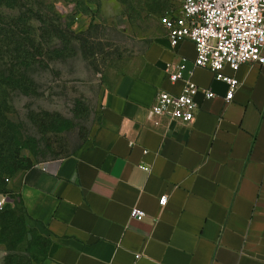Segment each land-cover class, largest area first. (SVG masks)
Segmentation results:
<instances>
[{"label": "crops", "instance_id": "crops-1", "mask_svg": "<svg viewBox=\"0 0 264 264\" xmlns=\"http://www.w3.org/2000/svg\"><path fill=\"white\" fill-rule=\"evenodd\" d=\"M195 58L191 42L173 49L165 31L105 93L77 154L12 178L28 226L48 242L40 264H264V65L227 69L240 86L226 103L228 86L194 69ZM184 61L185 75L193 70L192 81L217 96L198 95L192 125L155 127L156 95L182 88L165 65Z\"/></svg>", "mask_w": 264, "mask_h": 264}, {"label": "rangeland", "instance_id": "rangeland-1", "mask_svg": "<svg viewBox=\"0 0 264 264\" xmlns=\"http://www.w3.org/2000/svg\"><path fill=\"white\" fill-rule=\"evenodd\" d=\"M140 1L143 5L148 0ZM151 1L157 3L155 12L140 10L135 16L121 0H44L56 16L46 7L42 15L61 19L68 43L39 37L41 29L49 35L51 22H32L28 37L42 44L38 48L45 59L39 57L26 70L33 82L30 89L6 91L0 117V264H40L44 258L47 239L28 226L12 178L26 166L71 157L91 139L105 93L134 74L149 46L165 36L159 17L184 3ZM67 31L86 33L84 47Z\"/></svg>", "mask_w": 264, "mask_h": 264}, {"label": "built area", "instance_id": "built-area-1", "mask_svg": "<svg viewBox=\"0 0 264 264\" xmlns=\"http://www.w3.org/2000/svg\"><path fill=\"white\" fill-rule=\"evenodd\" d=\"M174 49L188 41L195 47L193 67L211 71L217 81L228 86L224 97L231 103L240 86L236 77L225 74L227 69L236 73L242 66L264 65V0H184L179 12L166 13L159 18ZM185 61L168 63L164 71L172 84L182 83L180 93L160 91L148 111V119L155 127L173 123L190 126L197 117L200 93L208 100L216 98L210 90H201L185 75ZM8 181V180H7ZM167 196L159 200L167 204ZM3 201L0 200V210ZM145 213L134 208L131 218L142 220Z\"/></svg>", "mask_w": 264, "mask_h": 264}, {"label": "trees", "instance_id": "trees-1", "mask_svg": "<svg viewBox=\"0 0 264 264\" xmlns=\"http://www.w3.org/2000/svg\"><path fill=\"white\" fill-rule=\"evenodd\" d=\"M73 1L76 2V0ZM121 3L130 14L135 16L139 15L140 10H145L148 14H151L155 12L157 6L156 1L151 0L143 5H141L140 0H121ZM45 7L53 14L52 16H56L53 5H45L44 0H0V117L3 116V105L5 106V103H7L6 91L9 89H30L33 82L28 77L26 70L30 69L36 62H40V58L45 59V53L39 49L42 44L36 45L35 41L28 37L34 30L32 22L37 21L42 24L51 22V31L47 33L49 35H44L43 29H41L39 37L49 38L50 40L53 38L56 41L68 43L65 34H63V29H61L63 22L58 17L46 20V16L42 15V9ZM25 8H28L27 11ZM6 10L11 11L13 14L5 15ZM23 10L25 13H23ZM67 27L69 28V26ZM26 29H28L26 32L22 31ZM67 32V35L73 33L71 31ZM22 36L26 37L22 38ZM83 36H86V33H81L78 36L73 35L74 40L79 41L82 47L86 44ZM31 166H26L21 170ZM1 176L0 169V178Z\"/></svg>", "mask_w": 264, "mask_h": 264}]
</instances>
